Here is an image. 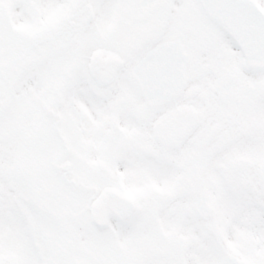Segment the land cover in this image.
Instances as JSON below:
<instances>
[{
    "label": "snow or ice",
    "instance_id": "obj_1",
    "mask_svg": "<svg viewBox=\"0 0 264 264\" xmlns=\"http://www.w3.org/2000/svg\"><path fill=\"white\" fill-rule=\"evenodd\" d=\"M0 264H264V0H0Z\"/></svg>",
    "mask_w": 264,
    "mask_h": 264
}]
</instances>
